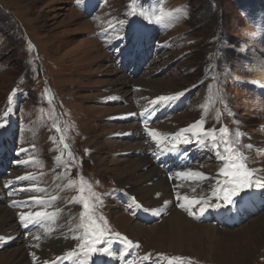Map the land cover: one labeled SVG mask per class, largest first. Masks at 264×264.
I'll use <instances>...</instances> for the list:
<instances>
[{"label": "rangeland", "instance_id": "obj_1", "mask_svg": "<svg viewBox=\"0 0 264 264\" xmlns=\"http://www.w3.org/2000/svg\"><path fill=\"white\" fill-rule=\"evenodd\" d=\"M91 1L82 9L78 0H0V133L13 134L24 150L25 158L19 161H30L10 179L31 177L30 183L21 181L19 194L12 189L5 197L8 189L3 186L9 179L0 178V210L15 211L0 229L8 236L14 226L20 227L19 235L0 238V256L16 254L25 235L49 224L40 219L22 225V203L17 209L14 198H36L45 201L38 206L51 212L59 229L71 234L68 250L54 252L49 264H127L110 248V242L124 237L140 247L132 251L139 252L134 264H148L152 258L156 264H264V187L241 192L233 205H225L231 206L226 215L221 207L200 212L204 201L224 204L213 192L227 179L220 174L227 163L221 159L225 146L254 181L264 184V87H258L264 86V0H160L159 8L152 0ZM138 17L153 30L148 27L161 49L141 73L133 74L131 59L148 46V38L133 26ZM10 92L22 94L24 103L9 100ZM175 93L184 99L158 102ZM200 122L206 130H215L219 141L218 148L208 140L202 147L211 156L203 160L213 185H207L201 170V181L189 176L185 181L200 190L173 212H160L152 198L135 201L152 212H145L148 219L159 216L142 223L126 211V204L134 211L136 207L132 193L118 181L135 168L140 150H151L156 161L154 151L166 148L157 141L158 147L153 146L149 131L181 135ZM0 137L12 145L7 135ZM62 144L75 150L71 158L63 155ZM195 166L179 162L176 171L165 175L195 171ZM131 183L139 185L135 179ZM244 196L245 206L261 207V212L239 225L238 202ZM192 200L201 203H189ZM216 211L223 220L234 216V221L220 227L197 221ZM174 215L177 229L167 240L155 241L152 234L160 230L165 236L164 221ZM97 236L103 241L98 248L110 245L108 256L84 254L82 246ZM16 259L4 264H16ZM33 261L43 262L29 259L36 264Z\"/></svg>", "mask_w": 264, "mask_h": 264}, {"label": "bare ground", "instance_id": "obj_2", "mask_svg": "<svg viewBox=\"0 0 264 264\" xmlns=\"http://www.w3.org/2000/svg\"><path fill=\"white\" fill-rule=\"evenodd\" d=\"M169 135L174 134H157V139L155 140L153 146L158 147V145H156V141H162L166 143L167 146H170V144H172V146H174V151H176L177 144L173 141L174 137H166ZM178 149H180L179 146ZM150 153L151 150H140L139 154L137 155L138 161H135V168L130 170L129 166L128 168L130 170V174L128 176H123L118 182L121 187H124L126 190L132 193L133 200L135 198L136 202H143L146 198H152L154 199L152 206H156L160 212H173V210L176 208L175 205L187 201L184 199L185 196H187L189 200L196 194V192L200 190V186L198 187L193 183L186 182L185 180L189 177V175L182 176L180 175L181 172L175 174V176L180 180L172 182L170 179L173 178V176L168 177L163 172H161L160 169L151 161L153 160V158ZM155 153L157 155H160L161 153H172V151L162 150L156 151ZM144 172H148V175L145 178H139L138 175ZM182 172L187 173L186 170ZM203 178L205 179L207 185H211V181L209 179H207L205 176ZM132 179H135L139 185L137 186L131 183ZM140 185H142L141 188L139 187ZM175 188H178V190H174ZM38 200L40 201V203H36L32 198H14L13 206L18 209L19 207L17 206L22 203L21 208H19V211L22 212L20 213V215L24 213L25 215H27L28 213L35 214L36 212H44L46 214L45 216L35 218V220L38 221L40 219H46L47 221H49V224L41 229L38 233L32 234L29 232L27 235H25L23 240V247L16 254H7L0 256V264H4L9 259L14 258L15 255L17 256L16 264H31L29 262V259L35 258H38L43 262L33 261V263L49 264L50 262L55 260L54 255H52L54 252L59 250H61V252L68 250L70 246L71 234H65L59 229V224L57 223V221H55L52 215L49 216L51 212H45L43 211L42 207L38 206L40 204L43 205L45 201L43 202L42 199ZM14 212L10 209H5L0 212L4 216L3 219H0V227H3L5 224L7 225L9 221L7 220V217H13ZM19 219H21V216L19 217ZM164 224L165 225L163 227V231L165 236L160 233V230L158 234L154 232L152 234V238L155 241L167 240L173 234V232L177 229V215L168 217L164 221ZM19 228L20 227L18 225L14 226L13 229L9 231H13L14 233L8 236L3 235V229H0V238L9 239L13 236L19 235L20 232L17 231Z\"/></svg>", "mask_w": 264, "mask_h": 264}, {"label": "snow or ice", "instance_id": "obj_3", "mask_svg": "<svg viewBox=\"0 0 264 264\" xmlns=\"http://www.w3.org/2000/svg\"><path fill=\"white\" fill-rule=\"evenodd\" d=\"M79 3V0H78ZM160 17H157V20H159ZM177 96H173V97H169V96H161L158 98V102H171L173 99L178 98ZM7 115V114H6ZM203 122H200V124H196L192 126V131H193V136L196 138L195 140L190 139V138H185L183 143L185 144H190L193 142L196 143H205V141L203 139H201L200 137H208L210 139V142L213 144L214 148H218L219 145V141L217 139V136L215 134V130L212 131H208L205 128L202 127ZM4 124H0V127H3ZM200 128V131H195V129ZM226 131L225 129H222L221 132ZM149 135L156 140V133L154 131H149ZM162 143V141H160ZM217 155H219V152H217ZM222 160H226V166L224 169H222L221 171V175H223L224 177H226L227 179L224 180L223 184V188L221 189H217L214 190L213 194L215 195V198L219 201H223L224 204H220L217 203L215 205H209L207 203V201L203 202V205L200 208V212L201 214H203L204 212H206L208 210L209 207H214V208H220L223 207L225 205H233L234 204V198L236 196H238L241 192L244 193H248V189H252L254 187H264V184H261L259 181H254L251 176L252 173L247 171L245 168V164L243 163H237L235 162L230 156L229 157H221ZM180 175H189L191 177H202L204 174L200 173V172H196V171H189L187 173L185 172H181ZM18 179H23V178H18ZM28 191H32V189H27ZM81 192H83V188L80 189ZM185 200H188V197L185 196L184 197ZM33 200L36 203H40V201L36 198H33ZM189 203L191 204H199L201 203L200 200H192L189 201ZM134 206L135 207H139L138 204H135V198H134ZM183 207V205H181ZM83 207L84 209H88L89 208V204L87 202L83 203ZM46 214L44 212H36L35 214L33 213H28L26 216L24 214H21V223L23 226L27 227L29 224L34 223L35 222V218L38 217H43ZM100 236H103V233H100ZM100 236H97L94 238V240L92 241H88L86 246H82L85 247V255L91 256V255H95L98 252L99 253H103V254H107L109 252L108 248H98L97 245L103 243V241L100 239ZM123 240L125 241L126 245L129 247H132L134 245H132V242L127 240L126 237L123 238ZM73 255L72 252L69 253V257H71ZM145 259H147V257H145ZM127 264H134L133 261L129 260L127 262ZM169 264H178L177 261L174 260H170Z\"/></svg>", "mask_w": 264, "mask_h": 264}]
</instances>
